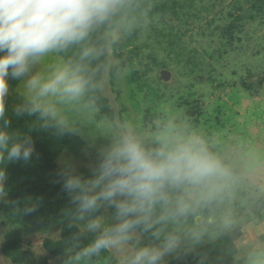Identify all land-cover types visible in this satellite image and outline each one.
<instances>
[{"label":"clouds","instance_id":"9594fccd","mask_svg":"<svg viewBox=\"0 0 264 264\" xmlns=\"http://www.w3.org/2000/svg\"><path fill=\"white\" fill-rule=\"evenodd\" d=\"M138 7L133 0H0V165L39 159L31 135L8 130L9 78L19 82L13 114L34 117L30 131L85 138L87 128L77 117L96 109L94 93L101 90L92 62L132 34L137 24L130 17ZM102 28L104 44L93 45V33ZM73 48H79L74 58L49 62ZM97 157L87 178L70 163L57 173L71 204L64 216L78 228L61 264L180 261L202 243L205 229L196 218L221 202L235 179L201 136L172 118L156 124L151 145L126 129L99 147ZM6 180L0 167V200ZM107 209L115 210L112 222L97 215ZM88 234L94 238L83 245ZM145 236L152 242L145 244ZM249 264H264V249L253 252Z\"/></svg>","mask_w":264,"mask_h":264},{"label":"rangeland","instance_id":"374dc122","mask_svg":"<svg viewBox=\"0 0 264 264\" xmlns=\"http://www.w3.org/2000/svg\"><path fill=\"white\" fill-rule=\"evenodd\" d=\"M228 1L230 6L232 0ZM212 4L215 7L207 10ZM193 11L199 13V20L193 21L184 28L193 33V44L216 50L218 41L215 21L226 12L229 7L221 5L220 0H196ZM198 8V10H196ZM211 21L207 24L208 21ZM157 23L146 16L144 29L140 40L148 39L149 25ZM215 22V23H214ZM215 35V37H212ZM241 40H234L227 52L210 58L202 55L203 72L189 74L182 70H171L169 80L159 77L162 68L150 72L149 82L154 85L149 93L133 89L130 92L126 86L125 69H122L110 81L109 69L105 71L103 90L110 98L114 109L111 118L98 120L95 110L85 113L77 119L87 128L85 138H80L84 146L79 153L65 149L57 158L62 167L70 163L77 174L87 178L91 175L90 168L98 163L97 150L107 144L108 140L117 137L126 129H131L136 135L151 145L152 133L156 124L174 119L188 133L201 136L210 151L217 154L230 167L235 177L230 189L224 194L223 200L204 210L196 218L195 224L205 229L202 243L197 247L213 241L220 234L236 225L245 226L250 218L262 221L264 219V82L258 80L264 77V22L256 19L244 24L240 33ZM214 38L215 41H212ZM125 39L122 35L121 40ZM190 40V38H187ZM151 40V39H150ZM63 59L53 56L49 62ZM118 63V59L111 57L110 66ZM252 76V77H251ZM243 83L251 84L247 89ZM19 86V84H18ZM9 85V92L17 91ZM194 99L197 112H190L192 104L185 102ZM151 113L152 116H149ZM146 119V120H145ZM94 136V138L91 136ZM7 195L0 200V245L5 233L10 228H18L24 234L25 246H30L37 255L48 256L55 264H61L63 256L49 255L43 246L46 237L59 238L60 228L56 224L46 227H23L7 221L2 210ZM97 215L104 216L108 222L114 215L111 209L102 210ZM229 218L227 226L223 219ZM209 219L212 223H208ZM193 224L189 221V226ZM264 228V224H262ZM145 244L151 243L148 236L143 238ZM196 247V248H197ZM195 248V249H196ZM194 249V250H195ZM264 249V235L258 237L251 247L241 249L236 258H242L243 264H249L250 255ZM190 252V251H189ZM187 264L186 256L177 261L173 257H166V264ZM0 264H14L6 258L0 250Z\"/></svg>","mask_w":264,"mask_h":264},{"label":"trees","instance_id":"16d2710c","mask_svg":"<svg viewBox=\"0 0 264 264\" xmlns=\"http://www.w3.org/2000/svg\"><path fill=\"white\" fill-rule=\"evenodd\" d=\"M195 1L133 0L134 5L138 4L139 7L134 8L130 18L136 22L137 27L131 35H125L124 40L111 45V48L99 60L92 62V67L99 69L96 79L101 83V90L94 93L96 97L95 117L98 120L111 118L114 115L110 98L103 90L104 74L107 68L111 82H114L116 75L125 69V81L129 91L133 92V89H137L139 92L148 94L149 89L154 87L149 82L150 72L159 68L182 70L194 75L203 72L206 69L202 55L214 58L226 53L228 48L232 47L234 40H241L240 33L246 22L256 19L264 22V0H232L231 7L228 6V1L220 0L221 5L229 8L226 12H221L216 23L214 22L215 30L218 32L216 35L217 49L210 50L209 44L206 48L199 47L192 43L193 33L190 29L182 27L199 20V13L193 11V7H196ZM150 7L151 11H148ZM214 7L215 4H212L207 10H212ZM146 16L157 23L149 24L151 25L148 30L149 40H140ZM209 22L212 24L210 20L207 24ZM104 31L105 29L102 28L93 33L90 43L97 46L103 45ZM188 37L190 40L187 39ZM212 41H215L214 38ZM217 51L218 55H216ZM78 52L79 48H73L67 54H60V56L67 60L74 58ZM111 57L118 59V63L113 67L109 64ZM263 82L264 77L258 80L260 85ZM8 83L13 89L19 84L11 78ZM243 85L247 89L251 88V84L243 83ZM185 102L192 104L190 112H197L194 99L185 100ZM17 103H19L17 92H10L6 111V116L11 121L8 130L31 135L39 159L34 156L27 164L13 162L0 165L7 174L4 185L7 200L2 210L7 221L14 225L38 228L56 224L60 228V237H46L43 246L51 256H64L66 247L73 235L78 232V228L69 227L64 216V212L71 207V204L69 196L62 189V182H58L60 178L57 173L61 167L57 163V158L65 149L79 153L84 142L77 136L57 137L50 130L33 129L30 131L35 118L27 115L15 116L13 108ZM149 116H152L151 113ZM31 207L37 210L31 215H26L24 210ZM114 211L111 209L113 214ZM242 233V226L236 225L213 241L188 252L187 264H243L242 258H236L238 253L236 240ZM93 238L92 234H88L82 244L86 245ZM0 250L14 264H55L49 260L48 256H39L30 246H25L24 234L18 228H10L5 233ZM104 255L107 254H102ZM172 264L177 263L172 262Z\"/></svg>","mask_w":264,"mask_h":264},{"label":"crops","instance_id":"0c3cea01","mask_svg":"<svg viewBox=\"0 0 264 264\" xmlns=\"http://www.w3.org/2000/svg\"><path fill=\"white\" fill-rule=\"evenodd\" d=\"M245 226L242 227V235L236 240V245L238 247V251L241 249H245L251 247L255 244L258 237L264 235V228H262V224H264V219L262 221H257V219L250 218Z\"/></svg>","mask_w":264,"mask_h":264},{"label":"water","instance_id":"95a60500","mask_svg":"<svg viewBox=\"0 0 264 264\" xmlns=\"http://www.w3.org/2000/svg\"><path fill=\"white\" fill-rule=\"evenodd\" d=\"M171 74H172L171 70H169V69H162L160 71L159 77L161 79H163V80H169L170 77H171Z\"/></svg>","mask_w":264,"mask_h":264}]
</instances>
